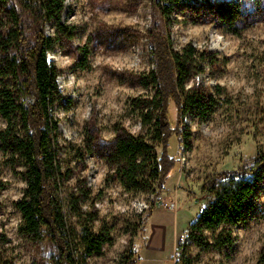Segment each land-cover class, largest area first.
Wrapping results in <instances>:
<instances>
[{
  "label": "rangeland",
  "instance_id": "obj_1",
  "mask_svg": "<svg viewBox=\"0 0 264 264\" xmlns=\"http://www.w3.org/2000/svg\"><path fill=\"white\" fill-rule=\"evenodd\" d=\"M230 2H238V12L229 9ZM62 22L74 27V35L63 38L48 59L61 72L60 97L51 109L58 126L53 140L62 172L70 173L55 194L69 228L78 234L82 221L70 214L67 196L83 182L99 200L95 209L113 238L102 255L82 264H121L129 249L140 250L139 264H174L179 240L209 201L206 180L251 165L264 152V0H202L173 9L162 21L155 0H65ZM160 22L173 51L190 46L210 57L196 62L186 88L211 96L214 106L204 121L196 114L183 117L191 136L182 147L173 137L169 149L178 153L180 168L169 177L141 231L147 200L153 197L127 194L118 183L108 182L110 171L102 154L117 127L143 132L131 103L154 93L152 86L143 87L142 77L154 68L150 30ZM46 32L53 33L48 24ZM170 120L176 121L173 105ZM5 127L0 116V131ZM20 171L6 162L0 149V236L5 238L0 250L9 264H50L57 249L48 230L40 242L19 231L21 214L15 203L26 188ZM252 202L245 222L235 228V243L221 253L195 250L199 258L194 264H256L264 249V184ZM132 225L138 227L130 233Z\"/></svg>",
  "mask_w": 264,
  "mask_h": 264
},
{
  "label": "trees",
  "instance_id": "obj_2",
  "mask_svg": "<svg viewBox=\"0 0 264 264\" xmlns=\"http://www.w3.org/2000/svg\"><path fill=\"white\" fill-rule=\"evenodd\" d=\"M64 1L0 0V116L6 123L0 131V149L13 169H21L19 174L26 184L22 198L15 203L21 214L20 233L40 242L46 229L57 249L50 264H82L90 256L102 255L113 238L108 222L101 220L95 209L99 200L92 198V191L83 182L67 196L70 214L82 221L78 234L69 228L55 194L70 173L62 172L53 140L58 126L51 109L60 97L57 78L61 72L48 59L63 38L74 35V27L62 22ZM201 1L155 0V8L162 21L173 9ZM228 7L239 11L238 2H230ZM47 24L53 29L50 35ZM150 40L154 68L142 77V85L145 89L152 86L154 93L131 103L143 132L132 134L123 126L117 127L115 139L102 154L110 171L108 182L118 183L127 194L153 197L147 200L143 225L155 211L169 177L180 168L178 153L171 154L169 149L173 137L182 147L191 136L183 126V117L196 114L204 121L214 106L211 96L186 88L196 62H207L210 57L190 46L173 51L161 22L150 30ZM171 105L176 109L175 123L170 120ZM79 156L83 159V154ZM263 184L264 152L251 165L209 177L204 184L209 201L179 240L174 264H194L200 253L229 249L236 241L235 228L254 208L252 199ZM85 204L87 210H83ZM97 221L101 222L99 228H95ZM137 227L132 225L130 233ZM0 241L5 238L0 236ZM140 261V250L129 249L121 264ZM0 264H9L1 250ZM256 264H264V249Z\"/></svg>",
  "mask_w": 264,
  "mask_h": 264
}]
</instances>
